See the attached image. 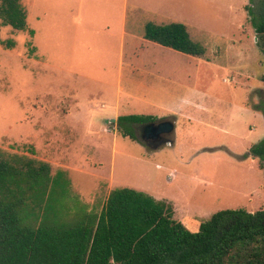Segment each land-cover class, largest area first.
Returning <instances> with one entry per match:
<instances>
[{"label": "rangeland", "instance_id": "obj_1", "mask_svg": "<svg viewBox=\"0 0 264 264\" xmlns=\"http://www.w3.org/2000/svg\"><path fill=\"white\" fill-rule=\"evenodd\" d=\"M250 2L197 5L198 20L189 11L191 38L206 53L184 54L177 64L187 99L177 102V124L169 137L174 146L163 144L155 151L144 141L141 125L133 126L139 143L118 131L117 122L103 120L104 85L96 82L98 75L89 83L77 77L89 69L67 66L73 54L65 45L58 50L43 37L36 51L34 35L0 19V159L20 169L29 161L48 163L55 174L49 204L64 218L84 212L90 199L84 187L96 184L97 176L104 177L92 207L98 214L109 190L124 188L170 204L174 219L192 232L219 211L263 210L264 161L248 154L264 139L260 118L253 114L264 110V37L258 40L249 21ZM21 3L35 30L36 0ZM9 41L14 42L11 48ZM73 95L86 105L84 114L73 113ZM59 98H66L62 107L72 113L42 115ZM90 103L95 105L91 113ZM36 212L40 216L42 211L36 207Z\"/></svg>", "mask_w": 264, "mask_h": 264}, {"label": "trees", "instance_id": "obj_2", "mask_svg": "<svg viewBox=\"0 0 264 264\" xmlns=\"http://www.w3.org/2000/svg\"><path fill=\"white\" fill-rule=\"evenodd\" d=\"M246 11L262 39L264 0H251ZM0 19L14 30H28L21 0H1ZM144 39L193 57L206 53L180 23H148ZM13 46L9 41L8 48ZM155 121L120 116L117 129L139 141L133 126ZM248 156L264 161V139ZM52 178L47 163L29 161L20 169L0 159V264H264V209L219 211L192 232L174 219L170 204L124 188L110 192L100 214L84 209L64 218L49 204Z\"/></svg>", "mask_w": 264, "mask_h": 264}, {"label": "crops", "instance_id": "obj_3", "mask_svg": "<svg viewBox=\"0 0 264 264\" xmlns=\"http://www.w3.org/2000/svg\"><path fill=\"white\" fill-rule=\"evenodd\" d=\"M214 2L218 0H36L33 31L38 45L34 50H41L43 37H48L56 49L61 50L58 47L65 45L73 54L67 66L76 64L89 69L80 71L78 78L89 83L95 82L98 75L96 82L104 85L99 111L103 120L117 122L120 116L145 115L155 117V122L171 120L176 127L177 102L187 99L177 80L180 75L177 64L182 62L184 54L145 40V27L148 23L160 26L180 23L191 36L189 11H192L190 17L198 20L201 14L198 17L196 6ZM27 14L28 21L32 15L28 10ZM70 98L75 100L73 113L84 114L86 105L80 103V95ZM63 99L65 102L66 98ZM63 99L59 98L52 111H42V115H70L72 111L62 107ZM94 108V103L87 105L89 113ZM253 114L260 118L264 128L263 113L254 111ZM168 146L173 147L174 143ZM95 178L96 184L83 186L90 195L84 205L88 212L93 210L101 187L99 181L104 179ZM109 194L110 190L105 203Z\"/></svg>", "mask_w": 264, "mask_h": 264}, {"label": "water", "instance_id": "obj_4", "mask_svg": "<svg viewBox=\"0 0 264 264\" xmlns=\"http://www.w3.org/2000/svg\"><path fill=\"white\" fill-rule=\"evenodd\" d=\"M116 120H111V123H115ZM175 131V125L171 120H163L160 122L147 123L143 126V139L147 145L158 148L163 144L171 145L172 141L169 138ZM150 141H156L150 143Z\"/></svg>", "mask_w": 264, "mask_h": 264}, {"label": "flooded vegetation", "instance_id": "obj_5", "mask_svg": "<svg viewBox=\"0 0 264 264\" xmlns=\"http://www.w3.org/2000/svg\"><path fill=\"white\" fill-rule=\"evenodd\" d=\"M142 126V125H141ZM144 126V125H143ZM143 126L141 127L142 135H143ZM156 141H150V143H155Z\"/></svg>", "mask_w": 264, "mask_h": 264}]
</instances>
